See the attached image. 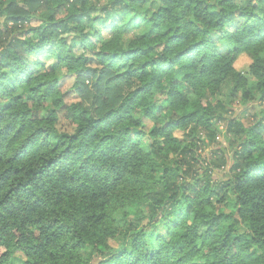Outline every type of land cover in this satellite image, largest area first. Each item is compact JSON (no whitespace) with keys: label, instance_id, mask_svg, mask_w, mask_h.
<instances>
[{"label":"trees","instance_id":"obj_1","mask_svg":"<svg viewBox=\"0 0 264 264\" xmlns=\"http://www.w3.org/2000/svg\"><path fill=\"white\" fill-rule=\"evenodd\" d=\"M15 252L264 264V0H0V264Z\"/></svg>","mask_w":264,"mask_h":264},{"label":"rangeland","instance_id":"obj_2","mask_svg":"<svg viewBox=\"0 0 264 264\" xmlns=\"http://www.w3.org/2000/svg\"><path fill=\"white\" fill-rule=\"evenodd\" d=\"M216 44L217 41H216ZM46 63H48V66L50 68L52 67H55V64H56V61L54 59H48L46 61ZM250 64V60L248 59L247 56L243 55L241 56L235 63V68L239 71H243L245 72L247 70V67L248 65ZM65 85L61 86V90L62 91H66L69 87H70V84H71V80H68L66 83H64ZM229 90V85H224V87L222 88L221 92H220V96L218 97L219 98H222V95H224V93L228 92ZM67 102H73L75 101V97L73 96H69L67 99H66ZM48 106V104L46 105ZM235 108H240L241 106L239 104H234ZM43 112L46 113V108H43L42 109ZM42 113V112H41ZM58 127L61 129V130H64V131H71V128L70 126L68 125L67 121L65 120V118L62 116V114L60 113V118H59V122H58ZM219 132H217V136H218V139L219 141H217L221 146L223 147H226L225 143H224V140H223V137H222V134H223V130L221 128H219ZM215 175L218 176V177H221L224 172L222 173L221 171H214ZM11 263L12 264H24L25 263V257L23 256L22 253H19V252H15L13 254V257L11 259Z\"/></svg>","mask_w":264,"mask_h":264}]
</instances>
